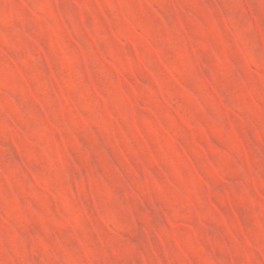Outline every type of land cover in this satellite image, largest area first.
Listing matches in <instances>:
<instances>
[{"label":"rangeland","instance_id":"374dc122","mask_svg":"<svg viewBox=\"0 0 264 264\" xmlns=\"http://www.w3.org/2000/svg\"><path fill=\"white\" fill-rule=\"evenodd\" d=\"M0 264H264V0H0Z\"/></svg>","mask_w":264,"mask_h":264}]
</instances>
